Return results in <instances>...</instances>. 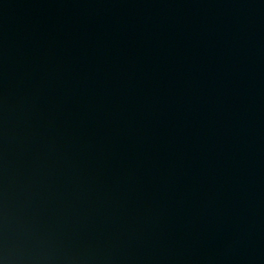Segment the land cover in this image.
Segmentation results:
<instances>
[{"label": "water", "instance_id": "95a60500", "mask_svg": "<svg viewBox=\"0 0 264 264\" xmlns=\"http://www.w3.org/2000/svg\"><path fill=\"white\" fill-rule=\"evenodd\" d=\"M0 236L264 264V0H0Z\"/></svg>", "mask_w": 264, "mask_h": 264}, {"label": "clouds", "instance_id": "9594fccd", "mask_svg": "<svg viewBox=\"0 0 264 264\" xmlns=\"http://www.w3.org/2000/svg\"><path fill=\"white\" fill-rule=\"evenodd\" d=\"M0 264H19V261L8 256L7 240L0 236Z\"/></svg>", "mask_w": 264, "mask_h": 264}]
</instances>
